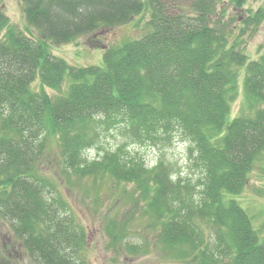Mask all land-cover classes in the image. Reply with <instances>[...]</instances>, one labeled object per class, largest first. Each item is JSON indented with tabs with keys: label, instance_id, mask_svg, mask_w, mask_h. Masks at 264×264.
<instances>
[{
	"label": "trees",
	"instance_id": "16d2710c",
	"mask_svg": "<svg viewBox=\"0 0 264 264\" xmlns=\"http://www.w3.org/2000/svg\"><path fill=\"white\" fill-rule=\"evenodd\" d=\"M224 1L21 0L23 30L0 0V217L11 228L0 238V264H18L2 248L17 239L30 264H89L87 230L62 194L61 176L38 173L46 157L67 173V186H84L87 177L130 185L134 193L122 199L159 225L155 243L169 257L264 264V237L238 198L255 169L264 177V53L249 59L244 39L260 15L235 31L218 12ZM228 2L240 8L245 0ZM146 11L145 34L106 47L102 65L75 66L52 53L54 44ZM62 85L61 94L45 90ZM238 86L245 105L234 116ZM112 131L149 146L179 137L196 181L172 180L162 159L149 167L124 145L84 158ZM126 231L115 219L105 226L112 244Z\"/></svg>",
	"mask_w": 264,
	"mask_h": 264
},
{
	"label": "rangeland",
	"instance_id": "374dc122",
	"mask_svg": "<svg viewBox=\"0 0 264 264\" xmlns=\"http://www.w3.org/2000/svg\"><path fill=\"white\" fill-rule=\"evenodd\" d=\"M2 8L12 23L23 30L27 29L21 0H2ZM218 8L219 13L225 10V23L235 31L242 26L245 17L253 15L258 10L260 16L256 19L258 24L254 36L244 38L247 40L246 55L254 60L259 54L264 53V0H245L240 8L225 0L218 4ZM148 19L149 12L146 11L133 16L129 22L121 25L100 26L88 34L76 37L73 41L52 45V53L75 66L102 65L103 50L108 46L120 45L130 37L137 38L145 34ZM245 40L242 41L243 44ZM240 79L239 85H241ZM38 83V81L33 82V88H39ZM64 87L65 85H62L60 91L48 87H45V90L50 95H55L61 94ZM238 91L240 92L238 100L234 101L231 111V115L234 116L238 115V109L242 110L245 105L243 88L238 86ZM100 142V145L87 149L83 154L84 158L99 159L106 150L124 145L131 155L141 158L149 167H153L159 159H162L170 167L172 180L180 175L183 180L192 184L197 179V170L192 168L189 161L188 146L177 136H173L169 142L163 144L164 146H149L134 143L128 137L112 131ZM50 152H52L51 149ZM46 158L41 160L38 173L46 177L53 173L61 176L62 194L72 205L87 230L88 245L84 256L89 264H186L182 258L169 257L163 245L160 247L156 245L155 238L159 225L150 223L146 216H141L140 209H130L129 203L122 199L128 198L129 193L131 195L134 193L130 185L109 183L105 186L100 183H91L87 177L84 180V186L73 188L74 186L63 184V177L67 173L55 166L54 159L49 164ZM254 172L251 173L247 186L238 198L240 204L252 217L255 228L264 237V197L259 195L261 188L264 187V177L259 176L258 168ZM96 186H99L98 195L94 189ZM96 197L98 201L95 203ZM137 207L139 208L140 205ZM109 219L126 223V235L123 234L120 243L112 244V237L105 232ZM10 235V225L0 217V238L3 240ZM146 238V244L142 245L141 242H144ZM9 243L2 246L3 252L11 259L17 260L18 264H30V260L26 258L27 255L21 248H17L20 245L18 239L14 242L15 246ZM131 245H135L137 249L130 251Z\"/></svg>",
	"mask_w": 264,
	"mask_h": 264
}]
</instances>
